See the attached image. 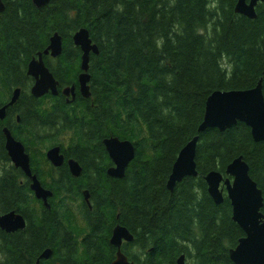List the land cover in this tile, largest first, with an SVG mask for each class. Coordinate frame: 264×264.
Returning <instances> with one entry per match:
<instances>
[{
    "label": "trees",
    "instance_id": "1",
    "mask_svg": "<svg viewBox=\"0 0 264 264\" xmlns=\"http://www.w3.org/2000/svg\"><path fill=\"white\" fill-rule=\"evenodd\" d=\"M2 2L0 107L16 87L20 94L0 120V212L14 210L26 223L14 232L0 229V264H110L117 224L133 235L120 250L137 264H175L180 254L186 264H234L229 250L244 232L232 220L225 190L216 204L203 175L217 170L226 177L227 164L242 156L261 190L264 215V141L255 142L242 122L224 131L207 128L196 144L197 176H185L172 191L166 184L214 90L252 88L262 77L264 96V3L250 19L234 11L236 0ZM81 27L98 48L89 55L87 98L78 91L81 51L72 41ZM54 32L62 52L43 58L60 86H76L66 104L63 97L29 91L28 62ZM4 127L52 191L49 207L10 161ZM110 136L135 147L122 178L106 173L111 161L102 140ZM56 143L66 145V157L82 171L73 177L66 170L49 184L44 150ZM47 248L51 255L39 259Z\"/></svg>",
    "mask_w": 264,
    "mask_h": 264
},
{
    "label": "water",
    "instance_id": "2",
    "mask_svg": "<svg viewBox=\"0 0 264 264\" xmlns=\"http://www.w3.org/2000/svg\"><path fill=\"white\" fill-rule=\"evenodd\" d=\"M50 0H32L36 7H42ZM258 3L264 0H236L234 11L250 19L256 17L255 8ZM4 8L0 0V11ZM73 44L79 47L80 70L77 83L78 91L82 97L90 96L88 82L89 55L97 54L98 48L92 42L88 29L81 27L72 35ZM62 52V37L54 32L50 37L47 46L37 52L27 65V75L33 79L30 94L34 97L43 96L46 93L58 94V81L52 72L45 65L43 56L50 55L57 57ZM264 76V66L262 70ZM262 80L260 77L256 85L248 89L214 90L206 99L205 112L201 123L197 127V134L194 135L179 151L173 162L171 172L167 179V188L173 190L177 182L185 176H197L195 163L196 144L199 134L207 128H216L224 131L237 122H242L250 128V133L255 142L264 141V96L262 92ZM76 86L70 85L62 89V93L75 97ZM20 88L16 87L10 96L9 101L0 107V120L6 116V108L13 105L18 99ZM4 148L12 164L22 170L30 179L29 188L36 199L42 201L45 207H49L48 198L52 196L49 189L44 188L37 177L31 173L29 155L24 145L17 140L7 127L3 128ZM104 148L113 162L108 167L107 174L111 177L122 178L130 161L134 158V144L127 139H119L115 136L106 137L102 140ZM47 158L58 166L63 161L59 153V147L55 146L47 150ZM67 164L74 177L80 175L82 167L73 158L68 159ZM225 175L217 170H210L203 175L207 186V192L216 204H221L224 199V190L230 201L232 209V220L244 232L238 239L234 248L229 250V258L234 264H264V215L262 213L263 198L261 190L249 175V167L242 156L235 157L227 164ZM83 199L87 201L88 192H82ZM24 217L14 211L0 212V229L5 232H14L25 227ZM133 235L129 230L117 224L111 233L109 242L116 248L115 258L110 264H137L121 252L123 242H131ZM51 255L50 249H45L39 255V259H46ZM38 264V260L36 262ZM175 264H186L184 254H180Z\"/></svg>",
    "mask_w": 264,
    "mask_h": 264
},
{
    "label": "flooded vegetation",
    "instance_id": "3",
    "mask_svg": "<svg viewBox=\"0 0 264 264\" xmlns=\"http://www.w3.org/2000/svg\"><path fill=\"white\" fill-rule=\"evenodd\" d=\"M46 56H50V55H46ZM50 57H52V56H50ZM52 58H56V57H52ZM45 62V61H44ZM46 65V64H45ZM56 79V78H55ZM32 84H33V79H32ZM31 84V85H32ZM66 85H64V86H60L59 85V83H58V94L57 95H52V96H55V97H63V99H64V102H65V104H66V97H68V96H66V95H64L63 93H62V89L65 87ZM31 87V86H30ZM30 90V89H29ZM61 91V92H60ZM60 93V94H59ZM46 94H50V93H46ZM45 95V94H44ZM51 95V94H50ZM68 102V101H67ZM17 120H18V118H17ZM55 146H57V147H59V153L63 156V161H62V163L60 164V165H58V166H55L48 158H47V156H46V152H47V150L48 149H50V148H52V147H55ZM26 151V150H25ZM28 154V153H27ZM29 155V154H28ZM44 156H45V158H46V161H47V164L48 165H46V172H45V177L47 178V182L50 184L51 182H53V181H58V180H60V179H63L64 178V173H65V171L66 170H68V172L71 174V172H70V169H69V166H68V164H67V161H68V159H70V158H72V157H66V145H64V146H62L61 144H58V143H56V144H51L50 146H48L45 150H44ZM74 159V158H73ZM111 161V160H110ZM29 163H30V157H29ZM113 165V162L111 161V165L110 166H112ZM110 166H108V167H110ZM31 167V166H30ZM108 167H107V169H108ZM31 169V168H30ZM107 169H106V173H107ZM37 170V169H36ZM31 173L32 174H34L36 177H37V179L40 181L41 180V176H40V173H39V171H37L36 173H33L32 172V170H31ZM25 175V174H24ZM41 175H44L43 173H41ZM72 175V174H71ZM73 176V175H72ZM27 177V176H26ZM74 177V176H73ZM28 178V177H27ZM29 179V178H28ZM40 183H41V181H40ZM42 185V184H41ZM43 186V185H42ZM44 188H46V189H48L47 187H45V186H43ZM50 190V189H49ZM51 191V190H50ZM83 191H85V190H83ZM87 191V190H86ZM52 192V191H51ZM52 197V196H51ZM51 197H49V198H51ZM48 198V199H49Z\"/></svg>",
    "mask_w": 264,
    "mask_h": 264
},
{
    "label": "bare ground",
    "instance_id": "4",
    "mask_svg": "<svg viewBox=\"0 0 264 264\" xmlns=\"http://www.w3.org/2000/svg\"><path fill=\"white\" fill-rule=\"evenodd\" d=\"M181 150V149H180ZM179 153V152H178Z\"/></svg>",
    "mask_w": 264,
    "mask_h": 264
}]
</instances>
